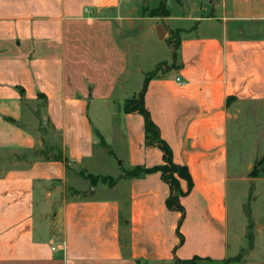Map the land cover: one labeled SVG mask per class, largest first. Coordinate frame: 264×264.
I'll list each match as a JSON object with an SVG mask.
<instances>
[{"label":"crops","instance_id":"1","mask_svg":"<svg viewBox=\"0 0 264 264\" xmlns=\"http://www.w3.org/2000/svg\"><path fill=\"white\" fill-rule=\"evenodd\" d=\"M263 2L239 0L232 5L238 18H223L217 34L180 40L177 51L172 44L180 75L168 80L157 74L148 85L146 107L174 161L187 166L194 181L181 200L184 244L178 235L181 214L166 207L170 188L160 173L122 180L123 197L97 198L96 190L94 196L82 191L70 197L62 194L68 184L65 164L34 160L0 168V264H176L194 257L202 258L200 264H264L252 238V248L239 246L235 255L227 241L228 140L248 119V108L264 114ZM139 3L141 10L132 6L126 12L118 0H0V157L29 160L38 152L36 133L28 127L34 119L52 127L46 141L55 144L60 137L58 146L71 166L91 156L92 137L100 133L92 124V104L110 105L119 83L134 74L138 91L132 93L140 94L150 73L142 63L135 68L144 50L133 30L144 31L145 19H167L151 17L156 8ZM155 27L161 40L171 34L165 25ZM123 119L136 122L144 147L143 117L124 111ZM144 153L133 167L163 164L160 150L153 160L142 161ZM181 185L187 190L186 182ZM38 186L54 200L41 213L35 209Z\"/></svg>","mask_w":264,"mask_h":264},{"label":"rangeland","instance_id":"2","mask_svg":"<svg viewBox=\"0 0 264 264\" xmlns=\"http://www.w3.org/2000/svg\"><path fill=\"white\" fill-rule=\"evenodd\" d=\"M118 1L120 8L126 12L131 10L132 6H138L140 10L143 7L139 3L140 0ZM146 1L147 5L145 6H148L149 9H157L162 4V0ZM211 1L165 0V8L169 12V17L165 23L159 20V22L149 19L142 20L141 22L145 26L144 31L140 32L139 28L133 30V35L139 34L136 38H141L143 45L140 49L144 50V54L135 60V68L142 63V68L150 71V73L157 72V74L163 75L168 80L175 79L177 75H180L181 67L175 65V63L180 65V60L174 59L172 44L176 45L178 39L181 41L184 39L189 41L195 40L197 37L206 39L221 30L223 18H238L239 12L237 11V7L232 8V5L234 3L238 4L239 0H219L217 7H213ZM225 5L226 8H224ZM213 16L221 19V21L208 20V17ZM234 22L240 24L237 20ZM157 24L169 27L171 34L163 40L159 39L160 34L157 27H155ZM179 29L184 32L177 36V30ZM161 34L165 35L163 32ZM259 34L263 35L264 31ZM115 38L117 41L119 40V36ZM135 75L119 83L110 105H106L98 100L92 104V124L100 133L96 134L95 132L96 135L92 137L94 139V145L91 156L85 158L81 164H73V166L69 164V167L66 168L68 184L62 188V194L64 191V196L76 197L81 195L83 193L82 191H85L84 196L86 197L94 196L95 192L91 193L90 190L91 187H94L97 198L123 197L126 194V183L124 181H119V189L113 191L109 186L101 184L100 181L96 183V186L93 185L87 177L93 175L119 178L124 170L133 168L132 161L138 157L139 152H151L149 153L151 156H148V153L147 155L145 153L142 154V161L145 157L146 160L147 157L153 160V152H159L158 148L152 152L145 145L140 148L139 144L141 142L138 140L136 122L123 119L126 101L134 99L139 95L133 94L135 91H138ZM152 105L157 104L153 102ZM242 109H235V114H238L239 111L243 113ZM247 111L248 119L240 126L237 124V132L236 129L231 131L227 145V165L230 175L227 183V241L229 252L235 255L240 253V249L238 250L239 246L247 249L249 243L252 242L253 244L254 240L257 246L256 255L262 257L264 255V231H262L264 228V162L258 165L259 175L257 177L252 178L249 174L253 169L252 165L254 163L256 165L263 160L264 114L255 108H248ZM253 116H256V119H249V117L251 118ZM250 121L251 123H249ZM43 122L42 124L38 119L28 122L29 129L36 133L34 135H36L37 139L36 151L38 152H45L48 149L45 139L47 134L52 131V127L45 120ZM127 128L130 130L134 128L131 136ZM102 140L106 142L105 145L102 144ZM54 142L55 145H59L60 137L55 138ZM63 155H65L64 151ZM51 156L53 157V155ZM34 160L46 162L41 156L28 160V156L22 159L17 157L16 159L7 154L6 156L0 157V168L10 169L14 164L25 167L29 162H36ZM37 188L35 194L37 204L35 209H38L40 211L39 213H41V210L46 206H51L54 200L51 198L47 200L46 196H44L43 188L40 186ZM191 222L194 223L195 218L191 217ZM179 224L180 220H178V227ZM179 232H181V228H179ZM183 239L185 242L184 236Z\"/></svg>","mask_w":264,"mask_h":264},{"label":"trees","instance_id":"3","mask_svg":"<svg viewBox=\"0 0 264 264\" xmlns=\"http://www.w3.org/2000/svg\"><path fill=\"white\" fill-rule=\"evenodd\" d=\"M151 17H160L168 18L169 12L165 8V0H162V4L159 8L149 11ZM183 30H177V36L183 33ZM180 38V37H179ZM180 45V39L177 40L175 45V50L177 51ZM176 51L174 52V59L177 57ZM157 72H152L146 75L144 87L140 94L134 99H129L126 101L124 106V111L126 114H139L144 119V136H145V145L148 148H158L162 152L163 164L160 166H155L152 168H147L145 166H135L130 170H124L122 175L119 178H113L110 176H93L89 175L87 178L96 186V183L100 181L101 184L109 186L111 189L116 187L121 180H132V179H141L153 173H160L162 180L170 188V196L166 200V207L171 211H176L181 214L180 224L185 219V208L182 205V198L190 195L194 188V181L190 170L187 166L179 165L174 161V153L171 146L161 137L160 128L155 124L152 119L151 113L146 107L145 104V95L148 89L150 81L155 79ZM20 94L22 101L25 102V93L23 89H20ZM44 96L39 95L38 99L43 100ZM46 102V98L44 100ZM14 122L13 120H11ZM46 146L48 149L45 152H39L41 158L46 162H61L65 164L66 168L69 167L70 160L68 157L63 155V149L58 145L52 144L49 141L45 140ZM102 144L105 145V142L102 140ZM53 155V157L51 156ZM264 161L258 162L252 172L249 174L250 177L254 178L259 175L258 165H261ZM182 182H186L187 190L182 189ZM178 227V235L183 244L184 239L181 233L179 232L180 225ZM253 246L252 242L249 243V249ZM241 257L238 256L232 261H238ZM202 258L194 257L189 260H176V264H200Z\"/></svg>","mask_w":264,"mask_h":264},{"label":"water","instance_id":"4","mask_svg":"<svg viewBox=\"0 0 264 264\" xmlns=\"http://www.w3.org/2000/svg\"><path fill=\"white\" fill-rule=\"evenodd\" d=\"M216 1H218V0H212L211 1V4H213V3H215ZM40 157V154H39V152H35L33 155H31L29 158H30V160H32V159H36V158H39ZM91 193H94V187H91Z\"/></svg>","mask_w":264,"mask_h":264},{"label":"built area","instance_id":"5","mask_svg":"<svg viewBox=\"0 0 264 264\" xmlns=\"http://www.w3.org/2000/svg\"><path fill=\"white\" fill-rule=\"evenodd\" d=\"M177 82L178 83H181V79L180 78H177ZM53 250H55V248H53Z\"/></svg>","mask_w":264,"mask_h":264}]
</instances>
